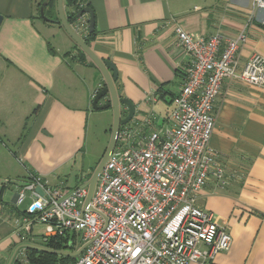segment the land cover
I'll use <instances>...</instances> for the list:
<instances>
[{
	"label": "crops",
	"instance_id": "obj_1",
	"mask_svg": "<svg viewBox=\"0 0 264 264\" xmlns=\"http://www.w3.org/2000/svg\"><path fill=\"white\" fill-rule=\"evenodd\" d=\"M41 2L0 0V264H8L18 246L46 241L39 212L27 213L32 192L18 202L19 188L33 175L74 188L91 173L81 172L77 158L88 120L99 111L93 95L105 80L70 35L51 33L59 23L41 16ZM86 6L95 17L89 45L115 63L117 91L136 106L130 122L155 116L145 134L167 124L186 77L190 59L177 42V27L204 36L244 34L241 65L253 53L264 56V9H253L252 0H88ZM64 10L69 14L67 4ZM89 18H80L88 28ZM214 117L209 144L228 182L219 189L212 177L196 198L232 236L230 249L214 261L264 264V88L226 79ZM25 255L29 264L24 247L12 264Z\"/></svg>",
	"mask_w": 264,
	"mask_h": 264
},
{
	"label": "built area",
	"instance_id": "obj_2",
	"mask_svg": "<svg viewBox=\"0 0 264 264\" xmlns=\"http://www.w3.org/2000/svg\"><path fill=\"white\" fill-rule=\"evenodd\" d=\"M252 7L264 9V0H252ZM78 19L73 28L83 38L89 28ZM176 35L190 60L167 124L145 134L143 127L155 119L151 114L135 125H121L88 206L84 184L67 188L33 175L19 188L18 202L32 192L27 213L39 212L46 240L76 233L71 243L80 252L71 264H217L216 254L232 245L229 231L196 198L212 177L219 189L228 182L209 144L222 85L230 79L264 88V56L253 53L241 65L242 33L204 36L177 27ZM24 262L26 255L14 264Z\"/></svg>",
	"mask_w": 264,
	"mask_h": 264
},
{
	"label": "water",
	"instance_id": "obj_3",
	"mask_svg": "<svg viewBox=\"0 0 264 264\" xmlns=\"http://www.w3.org/2000/svg\"><path fill=\"white\" fill-rule=\"evenodd\" d=\"M56 4H57L56 5L57 12L59 15L58 19L61 25L64 27L67 33L72 37V39L76 42V44L84 51V53L96 64V66L100 69V71L103 74L106 85H104L102 89H100L96 93V95L93 97V101H92L93 109L95 110H105L107 108L113 109L114 119H113L111 138H110L109 144L104 152L102 159L100 160L97 167L95 168L91 178L84 183V186L88 187V195L86 198V206H88L89 201L91 200V197L94 193L100 173L116 146L119 129L121 125L129 123L133 119L135 112H136V106L129 98L122 97L121 95H119L117 91L115 82L118 78V69L115 63L112 62L111 60H103L101 57H99L97 53L91 48L89 43H87L75 31L73 26L68 22L67 15L64 10L63 0H56ZM46 7H47V1H44L40 7L41 16L49 21L53 20L45 15ZM85 13L90 14L89 31L93 32L94 25H95V17H94V12L91 9V7L86 6L82 8L77 14V18H81ZM3 19H4V16L3 14L0 13V25ZM106 97H108V100L107 102L103 103L102 101ZM36 190L38 193L43 195V190L40 187H37ZM23 247L24 248L34 247L39 250H45V251H50V252H66L72 256H76L80 252V250L72 251V252L56 251L46 246L25 243V244L18 246L15 249L8 264H12L17 251Z\"/></svg>",
	"mask_w": 264,
	"mask_h": 264
},
{
	"label": "trees",
	"instance_id": "obj_4",
	"mask_svg": "<svg viewBox=\"0 0 264 264\" xmlns=\"http://www.w3.org/2000/svg\"><path fill=\"white\" fill-rule=\"evenodd\" d=\"M44 1H47V7L45 8V15L52 19V15L50 13L52 12L53 6L56 7L57 5L56 0H42V2ZM87 1L88 0H67V5L70 8V12L69 14H67V19L71 25L77 22L78 19L77 14L82 8L85 7ZM50 21H54L61 24L58 18ZM90 35H92V32H89L88 36H83V39L89 44H90ZM77 47L81 51V53L86 56L84 51L78 45ZM92 63L96 66V64L93 61ZM104 85H106L105 81L103 86ZM96 167L97 165L94 167L92 172L87 176V180L91 178L93 171L95 170ZM76 238L77 235L75 232L66 231L64 235H56L50 237L44 242L43 246H46L56 251L72 252L74 250V246L72 245L71 240H75ZM26 254L29 264H71L76 259L75 256H72L66 252H50L45 250H39L34 247L26 248Z\"/></svg>",
	"mask_w": 264,
	"mask_h": 264
},
{
	"label": "rangeland",
	"instance_id": "obj_5",
	"mask_svg": "<svg viewBox=\"0 0 264 264\" xmlns=\"http://www.w3.org/2000/svg\"><path fill=\"white\" fill-rule=\"evenodd\" d=\"M63 3L66 6L67 0H63ZM50 14L52 15L53 19H57L59 16L57 12V7L53 6L52 12ZM38 23L41 22H39L38 20ZM59 31L60 33L61 31H63L65 35H68V37H70L64 27L60 24L52 26V34H58ZM113 119L114 116L112 108L96 111L95 114L90 116L87 125V138L85 149L82 153L79 154L77 158L78 167L82 168V173L83 170H85L86 172H92L94 167L98 165V163L102 159L103 152L108 146L111 138L110 128L113 124Z\"/></svg>",
	"mask_w": 264,
	"mask_h": 264
}]
</instances>
